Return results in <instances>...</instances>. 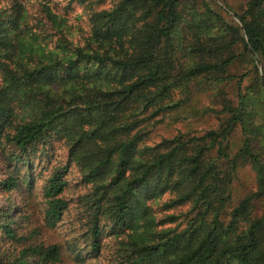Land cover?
Masks as SVG:
<instances>
[{
    "label": "trees",
    "instance_id": "trees-1",
    "mask_svg": "<svg viewBox=\"0 0 264 264\" xmlns=\"http://www.w3.org/2000/svg\"><path fill=\"white\" fill-rule=\"evenodd\" d=\"M4 2L0 160L13 171L3 189L31 185L36 154L63 142L67 166L44 189L47 227L68 208L60 196L74 165L90 186L81 205L94 254L114 236L121 264H264V78L256 65L264 62V0H249L238 23L214 0H70L84 8L89 31L77 43L50 0L39 2L37 18L26 0ZM243 55L255 75L249 88L246 77L228 74ZM235 79L237 106L221 88ZM197 92L212 93L219 110L207 111L226 116L220 128L148 145L152 121L163 122ZM235 128L243 143L233 153ZM242 165L256 172L257 188L236 201ZM185 206L182 229L162 228L177 217L158 219L157 210ZM3 214L0 232L18 242ZM61 261L58 245L0 248V264Z\"/></svg>",
    "mask_w": 264,
    "mask_h": 264
},
{
    "label": "rangeland",
    "instance_id": "rangeland-1",
    "mask_svg": "<svg viewBox=\"0 0 264 264\" xmlns=\"http://www.w3.org/2000/svg\"><path fill=\"white\" fill-rule=\"evenodd\" d=\"M41 0H26L27 7L35 18L38 17L39 2ZM49 1V0H48ZM249 0H214L213 7L230 21V18L239 22L235 14H242L246 10ZM53 9H58V14L66 18L71 27L75 43L82 42L83 36H88V26L84 18V8L70 0H50ZM5 6L4 0H0V8ZM108 3L99 7L109 8ZM56 40V39H55ZM54 40V41H55ZM242 46L236 49L237 53L242 52ZM247 56H241L235 64L228 69V74L238 78H245L243 88L254 85L255 75L252 72ZM259 75L264 78V62L256 63ZM250 74V76H249ZM238 79L231 83H224L221 88L227 94L228 99L234 106L238 105ZM1 82V77H0ZM176 100L184 102V96L176 93ZM176 110L170 111L169 117L163 122L160 117L152 121L149 126L148 145L160 143L163 139H170L180 133L196 136L204 135L213 130H218L226 116L209 112L212 108L219 110L213 105L211 92H197L185 104ZM232 152L240 150L243 137L239 128H235L230 136ZM41 151L35 161V168L32 173L31 185L23 184L19 189L7 192L2 187V181L8 178L13 169L3 164L0 160V209L4 213L5 224H10L16 232L18 242L7 239L0 232V248L2 251L21 250L35 244L45 246L58 245L62 251V261L58 264H121L120 252L116 237L105 236L103 238V248L99 255L94 254L91 241L85 234L88 231L86 225L88 220L82 213L81 197L88 194L90 186L82 182V174L76 166H70L64 175L67 186L60 196L68 202V208L64 212L62 220L56 227L49 228L45 222L46 201L44 199V189L47 180L56 172L67 166L68 147L63 142H56L47 151ZM35 158V156H34ZM25 171L20 175L25 177ZM233 194L237 200L255 191L257 188L256 172L249 165L238 166L237 175L233 183ZM260 209V205H257ZM189 206L173 210H157L158 219H168L169 216H176L174 223H167L162 226L164 229L179 227L182 229L185 224V217ZM2 212H0L2 214ZM12 242L15 244L13 245ZM12 244V245H11ZM84 258V260H82Z\"/></svg>",
    "mask_w": 264,
    "mask_h": 264
}]
</instances>
